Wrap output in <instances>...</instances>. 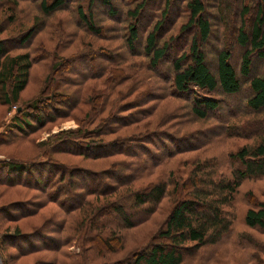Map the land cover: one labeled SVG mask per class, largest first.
<instances>
[{
  "label": "rangeland",
  "instance_id": "obj_1",
  "mask_svg": "<svg viewBox=\"0 0 264 264\" xmlns=\"http://www.w3.org/2000/svg\"><path fill=\"white\" fill-rule=\"evenodd\" d=\"M40 1L20 0L14 5L0 0V27L4 29L0 32V39L11 48L10 55L29 53L33 60L28 85L17 101L6 104L0 90V138L6 137L3 143L0 142V158L10 156L27 162L33 161L34 165L38 160L49 161L45 151L51 149L48 145L41 144V141H49L57 133L67 129L81 128L90 131L96 124H102V132L97 133L100 137L96 139H103V146L95 148L94 145L89 150H106L111 155L92 158L63 151H52L49 155L53 157L51 162L57 161L70 168L114 170L113 179L105 178L113 192L98 198L93 194L86 195L88 180L75 173L73 179L81 188L72 187V192L69 191L71 203H81L82 198L85 203L64 215L62 207L49 201L44 190L25 187L9 189L0 184L1 208L3 206L10 211L9 204L20 199L26 204L24 210L39 209V213L34 216L10 217L0 211V232L6 229L11 231L16 226L23 232H32L37 227L50 225L48 221L52 218L55 222L51 224L49 232L54 234L55 227L59 226L58 221L66 219L67 222L66 229L59 234L64 235L68 241L60 250L37 248L25 252L19 249L23 243L21 240L6 242V264H118L150 242L169 244L171 240L158 236V231L177 201L193 197L196 179L204 178L198 170V163L216 159L220 168L217 170L218 175H214V180H218L220 174L229 175V171L235 169V166L243 169L241 163L235 164L231 153L255 141L256 132L264 128V110L256 113L243 111L247 89L231 96L221 95L219 91L200 90L199 93L203 95L223 97L224 100L208 116L199 117L191 110L192 98L172 93L174 89L171 86L170 72L173 60L184 51L190 52L192 32L196 34L198 31L195 25L185 28L190 19L186 0H170L169 5L167 0H109V4L95 0L91 7L88 0H65L61 8L47 17L40 10ZM258 1L254 0L253 3L252 0H233V4L219 8L218 6L223 5H218L220 0H204L209 5L207 13L216 22L213 34L206 42L197 38L206 57L210 58L214 48L223 46L226 40L228 43L235 41L236 29L233 23L240 20L242 6H251L246 17L249 24L256 13ZM143 2L140 14L134 16L131 11ZM80 3L85 9L88 18L86 21L77 14V5ZM213 3L216 6H212ZM164 9H167L165 15ZM224 15L231 18L227 29L223 24ZM10 17L14 18L13 21ZM34 17L43 19L38 25L40 29L24 40L29 28L35 27ZM89 19L93 27L88 26ZM160 20L164 22L158 30V42L161 41L159 45L168 41L169 46L165 57L153 66L150 56L143 48L145 37ZM130 24H134L140 34L132 47H129L127 39ZM95 29L99 32L96 33ZM237 57L239 56L235 53V63L238 61ZM253 59L252 69L256 70L261 64L255 57ZM112 79L121 81V84H116L115 90L128 91V94L122 100H117L118 94H114V98L109 97L106 108H103L100 106L103 102L101 95L97 92L104 91L107 81L115 82ZM113 99L117 101L112 102ZM36 100L39 103L35 107L33 103ZM113 104L119 108L113 109ZM30 110L35 114L28 118ZM24 114L34 124V128L27 122H22L21 129L12 131L15 119L22 118ZM39 114L43 115V124L35 116ZM132 119L133 123L122 127V123ZM105 125L110 126L108 128ZM115 125L117 127L114 131L109 132ZM229 128H232V133ZM7 138L10 143H6ZM88 139H93V136L87 139L76 138L77 141ZM58 143L60 147H57L61 149L70 146L67 142ZM120 162L122 165H119ZM54 168L57 180L60 168ZM35 173L34 171V175ZM121 177L124 181H118ZM99 179L101 186L103 179ZM160 181H165L168 191L154 208V213L148 212L149 204H143L139 210H135L129 201H124L125 198L121 197L130 187L135 191ZM58 183L60 181L53 185ZM260 201H264V175L245 177L229 209L234 213L232 230L223 234L214 244H203L196 250L186 251L182 264H264V229L250 228L244 222L246 210ZM103 203L104 207L100 211L104 214L99 217L103 223L101 234L112 236L113 250L107 249L97 237H91L94 241L91 244L87 240L95 233V230L88 227L89 221L95 216L92 209ZM116 206L121 207L122 212L116 211ZM195 208L201 210L206 205ZM123 217H131L134 226L125 228ZM52 229L54 230L51 231ZM247 235L262 248L252 247ZM81 256H85L84 263ZM0 264H3L1 259Z\"/></svg>",
  "mask_w": 264,
  "mask_h": 264
},
{
  "label": "trees",
  "instance_id": "obj_2",
  "mask_svg": "<svg viewBox=\"0 0 264 264\" xmlns=\"http://www.w3.org/2000/svg\"><path fill=\"white\" fill-rule=\"evenodd\" d=\"M5 1L17 5L20 0ZM94 1L95 0H88L89 7L93 5ZM102 1L109 4V0ZM167 1V5H169L170 0ZM232 1L220 0L218 5H220V3L223 5L218 7H227L229 4H233ZM64 2L65 0H52L51 2L48 0H41L39 6L44 17H47L55 10L61 8ZM252 2L254 3V0H252ZM143 6L144 2L137 5L131 13L137 17ZM186 6L190 12V19L187 25H185V28H192V25H195L198 31L196 34L192 32L193 35H191V42L189 45L190 52H179L180 55L173 60L172 71L170 72L171 86H173L174 89L172 93L178 96L183 95L192 98L191 110L199 117L208 116L209 113L218 109L224 100L223 97L203 95L199 93L200 90L204 92L219 91L221 95L231 96L247 89L248 93L244 95L243 99L245 101L243 111L246 110V112L250 111L256 113L264 110V0L258 1L256 13L249 24L247 23L246 17L250 13L251 6L249 4H244L242 6L239 15L240 20L235 24L233 23L236 29L235 41L233 43H228L226 40L223 46L219 48L215 47L210 58L208 56L207 58L200 49L198 44L199 39H197L199 37L202 42H206L213 34L216 22L213 17L207 13L209 5H206L204 0H186ZM212 6H216V4L213 3ZM166 12L167 9H164V15L167 14ZM229 13H232V10H229ZM77 14L84 21L88 19L83 4L81 3L77 5ZM224 17L225 23L223 24L227 29L231 18L229 15H224ZM13 19V17H10V20L13 21ZM34 19L36 20V22L33 23L35 27L29 28L24 40L29 38L36 30L40 29L38 25L43 19L40 20L38 17H34ZM163 22V20L157 21L153 29L149 31L145 37L143 50L150 56V61L153 66L157 65V63L165 57L169 46L168 41L163 42L162 45H159L161 41L158 42V30L161 28ZM87 23L89 27H93L90 19ZM40 25H43V23H40ZM2 28L3 27H0V32H3L4 29ZM137 30L134 24L129 25V36L127 37L129 47H132L140 36ZM94 31L96 33L99 32L97 29ZM10 49L11 48H8L5 44V41L0 39V90L1 97L6 104L17 101L20 93L27 87L28 76L33 62L29 53H17L12 56L10 55ZM234 50L239 56L237 57L238 61L236 63ZM254 57L257 59V62L261 64L256 70L252 69ZM10 78L13 79L10 81ZM112 80L115 82L107 81L106 87H103L104 91L99 90L97 92L99 96L101 95L100 97L103 102L100 106H103V108H106L110 100L109 97L114 98V94H118L117 100H122V98L128 94V91L121 90L119 92L115 90L116 84H121V81ZM117 100L113 99L112 102ZM36 101L33 103L35 107L39 103ZM121 104L119 106H121ZM115 107L119 108L118 105L115 106L113 104L112 108L115 109ZM21 110H19V112ZM28 113V118L29 115L34 116L35 114L32 110ZM35 116L41 124L44 123L42 114ZM28 118L25 117V114L22 118H16L12 126V131L14 129H21L22 122H27L30 127L34 128V124L30 122ZM133 120L134 119L131 121L126 120V123H122V127L133 123ZM106 124H108V122ZM101 126L102 124L100 126L96 124L95 128L90 131L81 128L67 129L57 133V135L51 138L53 141H51V139H49V141H41V144H46L49 146L48 148L51 149V151H45L49 161L38 160V163L34 165L33 161L27 162L26 160L23 161L10 156H6L7 158H0V184L9 189L25 187L44 190L48 194L49 201L57 203L58 206L62 207L64 215L70 214V211L74 210V208L80 206L81 203H85L83 198L81 203H71L72 197L69 195V191L72 192V187L81 188L73 179V174L75 173L81 174L87 178L88 186L85 190L88 193H86V195L93 194L97 198L100 196L105 197L110 192H113L112 186L105 182V178L113 179L114 170L107 169L105 171H96L80 167L70 168L57 161L51 162L50 159L53 157L49 155L52 151L74 152L92 158L111 155L106 150H92L93 152L89 150V148L94 145L95 148L103 146V139H96L100 137L97 133L102 132L100 131ZM106 126L107 125H105V127ZM109 126L107 127L109 128ZM116 127L117 125L113 128L111 127L109 132H113ZM107 129L105 128V130ZM228 130L232 133V128ZM105 133H107V131ZM256 134L255 141L243 145L238 151L231 153L235 164L237 163L238 165L241 163V165L244 166L243 169L241 166H235V169L229 171V175L220 174L218 180H214V175H218L217 170L220 168V164L215 161L216 159H213L212 162L204 161L198 163V170H200L204 178L198 177L196 179L195 182L197 184L194 186V190H192L193 197L183 199L179 202L177 201L158 231V236L166 237L171 240L169 244L154 241L150 242L141 249L135 250L131 257L120 260L118 264H182L183 254L186 251L196 250L203 244H214L223 234L229 233L233 228L232 224L234 220V213L229 209L232 206L242 180L249 176L257 177L264 175V128L257 131ZM89 136H93V139H88L87 141L76 140L78 137L87 139ZM4 138L5 139L0 138V142L3 143L6 140V137ZM58 142H67L70 146L74 147L68 146L67 148L61 149L59 148L60 144ZM83 142L85 143L82 144ZM6 143H10V140ZM96 143H101V145ZM119 165H122V163L120 162ZM54 167L60 168L57 180H55L57 171ZM34 171L36 172L35 175ZM99 178L103 179L101 186L99 185ZM57 181H60V183L53 185L54 182ZM118 181H124L123 177ZM89 184H91V186H89ZM112 184L116 186V184ZM117 184H124V182H117ZM131 188L132 187L128 188V191H126L127 193L121 197L125 198L124 201H129L135 210H139L143 204H149V207H147L149 213L154 211V208L161 202L168 191L165 181L152 183L135 191L131 190ZM67 201H70V204H67ZM105 202L108 203L107 201ZM104 204L105 203L95 206L92 209L93 215L95 214V216L89 221L88 227L95 230V233L89 236L87 240L90 241L89 244H91V242H94L91 237H97L101 239L102 244L107 249L113 250L112 236L110 237V234L109 236L101 234L103 231V223L100 222L99 217L104 214L103 211H100L103 209ZM89 205L92 204L89 203ZM200 205H206V208L196 210L195 207ZM9 206L11 209L10 211L6 208L4 209L3 206L2 208L0 207V211L10 217L17 215L34 216L39 213L37 212L39 209L36 211L33 208L24 210L26 204L25 202H21L20 199L10 203ZM6 207L9 208L8 206ZM18 208L23 209L20 210ZM115 210L122 212V208L119 206H116ZM123 219L125 228H132L134 226V221L131 217H123ZM53 222H55V220L51 218L48 221L50 225L37 227L32 232L28 233L21 231L18 226L14 227L11 231L6 229L7 231L0 232V259L3 264H6L8 260L7 256L4 255V245L6 242L14 243L17 240H21L23 243H21L22 245H20L19 249L25 252L37 248H56V250H60L68 241L64 235L59 234L61 231L64 232L67 227V222L66 219L58 221V228L56 226L55 230L52 229L51 231L54 230L55 232L51 234L49 230ZM244 222L250 228L264 229V201H260L256 206L246 210ZM80 228H82V226H80ZM246 237L251 240L252 247L262 248L259 243H255V240L251 238V236L247 235ZM246 237L244 238L247 239ZM34 239L36 241H34ZM46 239H49V241ZM37 240L41 241L38 242ZM81 258L84 263L85 256H81ZM46 264L52 263L48 262Z\"/></svg>",
  "mask_w": 264,
  "mask_h": 264
}]
</instances>
